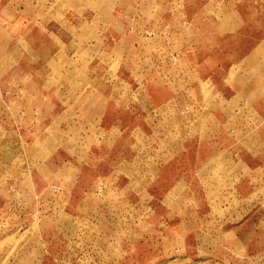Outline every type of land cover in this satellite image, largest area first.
I'll list each match as a JSON object with an SVG mask.
<instances>
[{"label":"rangeland","instance_id":"1","mask_svg":"<svg viewBox=\"0 0 264 264\" xmlns=\"http://www.w3.org/2000/svg\"><path fill=\"white\" fill-rule=\"evenodd\" d=\"M124 1L137 7L135 0ZM159 1L160 6L150 5L146 22L159 23L162 30L152 34L150 25L137 27L131 19L135 35L119 41L116 0H0V42L17 57V69L12 61L0 62V264H264L263 162L256 161V206L231 181L207 178L204 168L220 156L228 128L214 121L217 115L210 113L220 104L212 103L210 88L192 72L193 65L223 94L235 92L229 65L244 61L247 67L259 55L248 52L264 50V0H241L245 24L235 38L220 43L198 35L187 45L188 55L183 43L172 45L168 15L183 17L185 0ZM89 7L95 8L91 18L105 39L96 43L92 57L77 52L74 63L59 57L45 75L46 57L61 45L73 53L74 35L88 32L83 22ZM78 64L81 73L73 69ZM14 68L33 71L40 84L36 92L24 89L28 103L39 109L29 106L31 125L15 119L14 111L23 108L22 114L25 107L9 101ZM241 74L246 81V72ZM88 76L104 104L96 116L86 103L73 111L75 82ZM257 80L260 106L264 75ZM63 99L70 103L67 112L61 110ZM249 109L242 107V126L264 136V123ZM40 113L50 122H34ZM89 114L97 120L85 119ZM67 119L75 121V133L60 149L51 143L44 158L30 165L32 147L40 144L31 141L40 132L27 131L21 142V133L10 134L9 127L48 130ZM10 151H15L11 162ZM222 173L213 168L214 176Z\"/></svg>","mask_w":264,"mask_h":264},{"label":"crops","instance_id":"2","mask_svg":"<svg viewBox=\"0 0 264 264\" xmlns=\"http://www.w3.org/2000/svg\"><path fill=\"white\" fill-rule=\"evenodd\" d=\"M157 1L159 5V0H135V4L137 5V7H133L130 2H126L124 0H116L117 4H115L114 15L117 19L118 24L121 27L120 30H118L120 36L118 39L119 41H129L132 36L135 35V33H133L134 29H132L133 26H131V19H137V21L135 22L137 27H146L150 25L152 27V32L150 33L152 34H155L156 32H160L162 30L161 24H155L151 21L150 23L146 22L150 5H155V2ZM182 4L184 6L183 8L185 11L183 17L179 16V18L176 12L170 13L168 15L169 18H171L170 21L172 25L171 37H173L172 40H174V42L172 41L174 43L172 45H175V43L178 42L183 43L182 46L186 55H188L186 51L189 48L187 45L192 41H198V35L203 36L204 34H206L209 39L224 43L235 38L237 36V33H239L240 29L245 24L244 19H242V14L240 13L241 0H185V2L183 1ZM89 8V20L83 22L84 24L89 25L88 32L86 34L78 33L74 35L72 40L74 43L75 50L73 51V53L67 51L66 48H63V46L61 45L56 48V50H54V52H52L49 56H47L45 59V75L50 74V72H52L53 67L57 66L56 63L59 57H63L67 60L73 59V63L76 59V57L74 58V55L77 52H79L85 57H92L94 55L92 54V50L95 47L96 43H98V41H100L101 39H105L102 31L98 32L99 28L94 26L96 21L91 18L95 15V8ZM175 9V5H173V3H170L169 10ZM79 23L83 24L82 21ZM199 27H202L200 31ZM108 36L111 37V35L109 34ZM0 45L1 48H3L2 58L0 62L4 63V61L6 60H8L9 62L12 61V67L14 66L16 68L15 65L17 64V57L15 51L13 53L11 48L6 44H3L4 46L2 47L1 42ZM80 47L83 48V50H81ZM24 52L26 53V51ZM258 53V58L254 57L252 59V63L249 64V66L247 67H244V65L242 64V62L244 61L232 62L229 65L228 77L231 76V80H233L231 82H234L238 86L237 90L230 95L223 94L211 78H204V76L202 75V71H199L194 68L192 65V61L188 59L189 57L187 58L188 61H190L191 63L190 65H192V72L194 73V75H196L195 81H198V83H203L204 87L210 88L211 92L209 96L212 97L211 99H213L212 103L214 104L216 102L217 104H220L219 106H217L216 112L214 111L210 113L208 111V116L209 113H215L217 116L214 121H217L218 124H222V126L228 128L224 131V137L220 144L223 149L217 152L218 154H220V156L216 158L215 162L210 164L208 167L204 168L208 171L209 174L206 176H208L207 178H209V180L211 178L216 180L217 182H220L221 178L225 179L226 181H231L232 186L238 189L242 197L244 196L243 199L248 200V202H254L253 206L257 205V195L255 194V189L257 186L258 179V165L256 161H259V163L260 161H262L263 164L260 165L261 169L264 167V140H262L264 136L256 135L257 132L255 131V128H247V125L242 126L241 123L246 120L242 114V107H245L246 105L250 107V111L260 117V122L264 123V112L263 114L261 113L262 111H264V100L263 103H261V105L259 106L256 102L257 97L255 95V91L257 92L259 88L257 76L264 75V50L260 48H256L252 51L250 50L248 52V56H255ZM73 66L74 70H77L80 73L83 71V66H81V64H78V66ZM16 69L12 74L14 76H11L8 81L9 88L12 90L11 93L14 94L12 99L9 101L11 103L14 100V102H16L19 107H25V110L21 111L22 114L19 113L18 115V112L23 108L16 109L14 111V115L16 116L15 119H17V116H19L21 118H25V122H29L30 124L31 120L29 117H27L31 116L29 114V106L33 108L34 112H39V109L37 107L38 105H31V103H28L29 100L27 99V92V98H25L24 89L28 91L31 88L34 89L36 92L38 89H40V84L36 79L33 71L27 68H22L21 70H19V72H17ZM70 69H72V67H70ZM241 70L245 71L247 75L246 81L243 82L240 79L242 75ZM33 80H37V82H33ZM4 83L5 82H3V84ZM73 89H76L78 91V96L72 100V104L74 103L73 111H82V106H84L86 103L85 107H88L90 112L94 110L96 116V109H98V107H102L104 104L99 100L97 96L98 88L96 84H94L93 77L88 76V81H76L75 87ZM109 95H112V93L109 92ZM64 101L65 99H63V108L61 110L63 112H67L70 103H65ZM162 103L163 102L158 103L156 105L160 106L162 105ZM41 104L43 105V103ZM256 105H258L259 108ZM2 110V103L0 101V112ZM0 116L2 115L0 114ZM95 116L89 114L85 117V119L87 118L88 121H96L97 117ZM85 119L83 121H85ZM33 121H39L40 124L50 122L45 121L41 113L39 118L36 117V121ZM73 124H75L74 120ZM73 124L72 119H67L62 121V123L57 124L52 128H49L48 130L44 125H39V127L36 128L35 125H27L25 126V128L15 125L14 127L10 126L9 130L11 132L10 134H13L15 132L14 135H18V133H21L20 135H18L19 138L22 137L21 142H23V135L26 136L27 131L33 133L34 129L35 131L40 132L36 134L31 141V145L37 139L40 143L32 147V153L35 155V157L34 160L31 159L32 164L30 165H33L34 162H38L40 159H42V157L44 158V155L50 150L51 143H54L58 149L63 146L67 139L75 133L76 127H73ZM14 153L15 151L9 152L7 161L11 162V157H13ZM169 153L176 154V152H174V148H171ZM172 160L173 159L170 158L167 164H169ZM29 161L30 160L26 158L27 164ZM27 164L24 169L29 170L30 167H28ZM217 166L220 170H223V173L214 176L213 168ZM260 175L262 176V174ZM203 178H205V175L202 172L200 178L201 183H204ZM177 180L173 183L172 187L176 185ZM189 180V177L188 181L185 179L186 184H189ZM249 210H251V208H249Z\"/></svg>","mask_w":264,"mask_h":264}]
</instances>
